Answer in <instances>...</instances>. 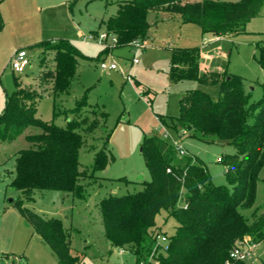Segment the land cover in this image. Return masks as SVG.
Returning a JSON list of instances; mask_svg holds the SVG:
<instances>
[{"label":"trees","instance_id":"1","mask_svg":"<svg viewBox=\"0 0 264 264\" xmlns=\"http://www.w3.org/2000/svg\"><path fill=\"white\" fill-rule=\"evenodd\" d=\"M264 0H121L117 12L103 20L108 34L117 38L116 46L143 42L148 38L151 12H165L185 23H195L202 33L215 36L237 34L257 16ZM51 43V45H50ZM45 49L56 51L55 66L37 74V86L23 85L15 76V90L7 95L0 113V138L12 141L28 127L41 131L28 133L31 146L21 149L15 161L11 186L21 190L14 201L21 216L42 241L57 255L59 264H84L86 253L72 247V231L59 217H45L24 205L34 199L36 190L71 193L80 200L114 159L109 149L110 134L96 151L92 169H81L79 151L86 135L106 126L107 112L89 101L88 90L69 109L64 126L42 120L37 102L51 89L54 96L67 93L77 75L82 52L70 41L49 42ZM258 62L264 69V40L257 43ZM106 47L104 48L105 52ZM193 79L201 84L219 85L214 99L199 89L187 90L179 100V113L170 117L175 128L202 136H215L232 144L236 151L221 158L227 166L226 184H215L206 165L194 155L179 156L168 141L156 134H145L141 152L151 179L143 189L127 194H109L99 202L104 234L112 248L130 251L136 264H250L233 259L231 251L239 243L264 241V208L255 206L258 183L264 184V81L262 97L252 100L243 77L202 66L201 50L174 47L170 57L173 83ZM139 85L140 83L136 81ZM55 111V109H54ZM130 182L126 178H121ZM182 206L178 205L180 198ZM161 210L173 216L178 225L168 241L158 242L162 234L156 218Z\"/></svg>","mask_w":264,"mask_h":264},{"label":"rangeland","instance_id":"2","mask_svg":"<svg viewBox=\"0 0 264 264\" xmlns=\"http://www.w3.org/2000/svg\"><path fill=\"white\" fill-rule=\"evenodd\" d=\"M120 1L0 0V113L6 106L7 95L16 88L15 76L20 77L23 85L36 87L38 72L55 66L56 51L42 45L61 40L70 41L82 52L76 79L67 93L54 96L51 89L44 91L37 102L38 116L64 126L67 116L71 117L69 109L88 89L90 103L107 112L106 126L98 128L93 136L86 135L79 151L81 169L91 170L96 151L103 146L107 132L110 134L109 149L114 159L105 169L96 171L98 180L88 188L87 198L80 200L64 191L36 190L34 199L24 201L26 207L45 217L63 220L72 231L73 249L86 253L84 264H136L132 252L112 248L107 241L99 202L109 194L139 191L144 187L143 181L151 179L141 152L145 134H156L175 148L176 143H181L187 154L202 160L215 184L227 183V166L218 158L234 153L232 144L215 136L187 132L182 126L169 127L161 120L162 117L171 123L170 117L179 113L180 98L189 89L205 91L214 99L220 94L219 85L201 84L193 79L173 83L172 48L198 46L203 65L240 75L251 99L262 97L259 82L264 81V69L258 62L257 43L264 40V4L244 32L219 37L203 34L199 25L185 23L179 17L151 12V27L145 41L116 46L103 20L117 12ZM101 33L108 35L106 40L89 38ZM20 49L27 50L30 57L24 73H16L10 67L12 54ZM102 62H113L117 68L103 69ZM40 131L38 126H30L15 140L0 138V260L10 264L23 258L28 264L24 256L29 258V264H59L57 255L31 225L25 224L28 222L14 206L22 192L10 184L18 152L31 146L26 135ZM183 204L182 197L178 205ZM255 206L264 208L262 182L258 183ZM156 221L162 235L175 233L178 222L166 210L160 211ZM247 261L264 264V241L255 245Z\"/></svg>","mask_w":264,"mask_h":264},{"label":"built area","instance_id":"3","mask_svg":"<svg viewBox=\"0 0 264 264\" xmlns=\"http://www.w3.org/2000/svg\"><path fill=\"white\" fill-rule=\"evenodd\" d=\"M107 34L105 33H101L100 35H90L89 38L90 39H99V40H106L107 39ZM112 40L113 42L116 43L117 38L112 35ZM139 42H135L132 45H137ZM109 46V45H106ZM137 61V59L135 60ZM30 64V57L28 55L27 50L25 49H20V50H16L11 57L10 60V67L11 69L16 72V73H23L26 68L28 67V65ZM101 67L103 69H116L117 65L115 63H106V62H102L101 63ZM176 150L179 152L180 155H186L187 152L184 149V147L181 145V143H176ZM219 161H221V158H218ZM163 241L167 242L168 241V237L166 235H159L158 236V242L159 243H163ZM249 244V246H248ZM256 244L254 243H247V242H241L239 243L236 247L233 248V250L230 253L231 258L233 259H242V260H247L249 258L250 253L254 250ZM124 251V250H122ZM141 264H145V263H141ZM153 264H159V262L154 261Z\"/></svg>","mask_w":264,"mask_h":264},{"label":"crops","instance_id":"4","mask_svg":"<svg viewBox=\"0 0 264 264\" xmlns=\"http://www.w3.org/2000/svg\"><path fill=\"white\" fill-rule=\"evenodd\" d=\"M160 13H164V14H166L168 17H170V15L167 14V13H165V12H160ZM149 16H150V15H149ZM217 37H219V36H217ZM202 66H203V67H204V66L208 67L207 65H203V64H202ZM26 69H27V68H26ZM25 71H26V70H25ZM25 71H24V72H25ZM24 72H23V73H24ZM24 220H25V219H24ZM24 222H27V221L25 220ZM25 224H29V223H25ZM29 225H30V224H29ZM27 226H28V225H27ZM31 227H32V226H31ZM39 238L41 239L40 236H39ZM41 240H42V239H41ZM39 242H41V241H39ZM24 257L27 259V260H26V259H25V260H26V261L28 262V264H29V258L26 257V256H24ZM8 262H9V261H2V260H0V264H10V263H8ZM24 262H25V261H24V258H23V259H20V260L17 261V262H15V260H13L11 264H15V263H16V264H17V263H18V264H25Z\"/></svg>","mask_w":264,"mask_h":264}]
</instances>
